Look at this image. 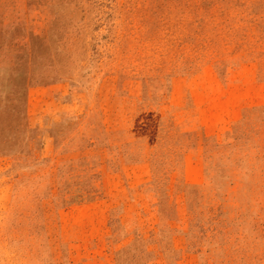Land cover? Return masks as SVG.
<instances>
[{
    "label": "rangeland",
    "instance_id": "obj_1",
    "mask_svg": "<svg viewBox=\"0 0 264 264\" xmlns=\"http://www.w3.org/2000/svg\"><path fill=\"white\" fill-rule=\"evenodd\" d=\"M0 264H264V0H0Z\"/></svg>",
    "mask_w": 264,
    "mask_h": 264
}]
</instances>
